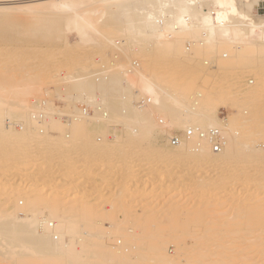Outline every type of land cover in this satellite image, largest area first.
I'll use <instances>...</instances> for the list:
<instances>
[{
    "label": "bare ground",
    "instance_id": "bare-ground-1",
    "mask_svg": "<svg viewBox=\"0 0 264 264\" xmlns=\"http://www.w3.org/2000/svg\"><path fill=\"white\" fill-rule=\"evenodd\" d=\"M11 2L0 9L36 10L47 4L48 11L36 20L62 26L69 46L94 45L130 56L113 69L77 65L49 76L46 83L71 106L70 123L51 101L29 96L43 85L39 74L46 55L41 51L28 62L36 74L9 77L10 84L2 87L7 97L0 95V264H264L259 210L264 205V150L259 147L264 109L239 106H264V14L253 12L260 0ZM153 59L160 62L150 67ZM197 59L228 70L259 67L255 75L260 77L239 91L230 77L201 71V78L198 72L189 76V64ZM16 63L7 59L3 69ZM176 70L182 71L176 75ZM48 89L41 87L44 93ZM225 101H232V111L223 118L219 105ZM176 129L182 135L172 146ZM159 137L167 143L159 145ZM83 149L89 157L109 152L119 162L122 180L112 183L104 174L110 165L88 173L90 159L79 158ZM79 165H85V174ZM215 169L220 171L211 187L217 191L205 196L207 204L185 209L176 202L163 213L151 206L139 212L127 202L130 181L138 197L154 194L155 187L184 186L178 191L182 195L190 188L206 191L211 184L206 176ZM34 174L38 180L28 181ZM47 180L54 181L40 188ZM86 182L95 193L115 190L116 197L107 192L102 199L112 198L110 207L99 208L100 196L80 193ZM204 205L213 215L204 216ZM231 211L233 217L222 218ZM160 217H167L168 229L164 222L159 226Z\"/></svg>",
    "mask_w": 264,
    "mask_h": 264
},
{
    "label": "rangeland",
    "instance_id": "rangeland-1",
    "mask_svg": "<svg viewBox=\"0 0 264 264\" xmlns=\"http://www.w3.org/2000/svg\"><path fill=\"white\" fill-rule=\"evenodd\" d=\"M11 1H22V0H0V6H4V5H11ZM42 4V2H39ZM24 5H28L30 3H23ZM42 5H45L44 7H41ZM39 8H34L36 10H23V9H14V10H21V11H3L0 9V95L4 96L5 98L7 97L5 93L2 92V87H6L9 83L8 78L9 77H17V78H22L23 76H32L34 74H36L37 72H33L32 69L33 67L32 64H28L30 60V57H32L34 55V51H41V53H44L45 56V62L42 64V67L40 68L42 70V74H39V76L41 77V80L43 81V85H39V87L36 88H32L29 92V96H31V98L33 100H35L36 98H44L47 99L49 101H51V103L55 106V108H59L62 112V115L67 119V121L70 123L73 121V114L68 112L71 109V106L68 102H66L65 100H63L62 98H60L57 94V91L55 90V86L54 85H49L47 82V80L49 79V76L53 74V72H59V73H64L67 72L68 70L71 69V67H76L77 65H85L88 66L90 68H94L97 70H101V69H106V68H111L113 69V66L116 63H121V62H125L128 58H129V54L126 53H122L119 51H113L112 49L109 50L110 48L105 49H100V48H96L94 47V45L92 46H84L82 48H76L75 46H69L67 44L66 41V35L63 32V28L62 26H56L52 25L48 22H40L39 20H36V17L38 14H40L42 11H44L43 13H46L49 9L48 5L43 3ZM4 10H11V9H4ZM46 11V12H45ZM254 13H263L264 14V0H260L259 4H257L254 9H253ZM35 18V19H34ZM71 41H75V37L70 36ZM16 48L18 50H16ZM72 51V54H70L68 56V53ZM7 59H14V61H16V65L13 68H8V69H3V65L5 63V60ZM29 59V60H27ZM134 59V57H133ZM139 60V59H138ZM140 61V60H139ZM152 62V66L150 67H154V65H157V62H160L158 59H153L151 60ZM172 66V65H171ZM257 69L260 70L259 67H257ZM255 69L253 72L252 70L248 71L246 69H223L222 66H214L212 65V63L210 61L206 62L203 61L201 59H197L194 62H191L189 64V71L187 73L189 76L192 73H196L198 72L200 74V78L202 76V74L200 73V71L206 72L209 75H213V77H216L217 79H224V78H231L232 82L234 81V79H236L233 84L236 85H232L233 88H238L239 91H241L242 89L246 88V85L248 83V80H255V83L257 82V79L260 77V75H255L256 72H260L259 70ZM179 70V69H178ZM176 70L175 73H177L176 75H179L180 71ZM246 70V71H245ZM240 71V72H239ZM243 71V72H242ZM184 72V69H183ZM235 72V73H234ZM179 73V74H178ZM182 74V72H181ZM238 77H237V75ZM185 75V74H184ZM235 75V77H234ZM186 76V75H185ZM184 76V77H185ZM234 77V78H233ZM187 78V77H186ZM229 78V79H230ZM231 82V83H232ZM249 85V84H247ZM251 85V84H250ZM47 87L49 86L48 92L44 93L43 90H41V87ZM242 96V95H241ZM232 101H225L220 103L219 105V114L221 117L226 118V116L228 115V113L231 110L230 108V104ZM239 106L243 107V106H249L251 105V107H248L250 112L263 108L264 106L261 107L260 104L258 102L256 103H249L247 102V104L245 105V103H240L239 102ZM264 105V102L262 103ZM69 113V114H68ZM89 113L94 114V110L91 111V109H89ZM20 128V127H17ZM117 133H120V127L117 126ZM112 131V134L115 133ZM175 135H173V139L172 140H177L178 137H180L182 135V131L180 129H176L174 131ZM53 134L57 135V132H54ZM157 143L159 145H164L165 143H167V140L165 139V137H159V139L157 140ZM34 145H32L31 147H34L33 149H36V143H32ZM172 146H175V142L174 143H169ZM114 145L111 144L110 149L113 148ZM259 147L262 148L264 150V139H259ZM48 151L51 150V148L47 147ZM55 152V151H54ZM53 151H49V154H54ZM88 150L87 149H83L82 152H80V154H82L81 156H79V158H83V157H87V159H90V166L88 168V170H90L88 173H95L97 172L99 169H101V167L103 166V164L105 165H110V171L109 172H105L104 174H108V177L111 179L112 183L114 182H119V180H122V176H118L119 174L117 173V170L119 168V162H117L115 159L112 160L111 155L109 154V152L103 154L102 156H93V157H89V153L87 154ZM42 154H39V156ZM126 162H129L130 157H126L125 158ZM151 160V159H150ZM108 162V163H107ZM80 163V162H79ZM75 167V166H74ZM57 168V167H55ZM77 169H83L82 174H85V171L87 170V168L85 167V165H79L77 166ZM235 168L231 167L229 168V171L227 170V174L229 175V173L231 174L232 171H234ZM12 172L13 170H9V172ZM51 170H47V172H50ZM220 171L218 169H215L211 172H209L206 176L207 180L210 179V181L208 180V182H213L211 179L216 177L217 172ZM186 172V173H185ZM183 172L185 175L189 174L187 171ZM229 172V173H228ZM214 173V174H213ZM216 173V174H215ZM219 173V172H218ZM114 174V175H113ZM191 174H193L191 172ZM38 175V174H37ZM113 175V176H111ZM230 176V175H229ZM116 179V180H113ZM33 180H38V176H36V174L34 175H30L28 181H33ZM48 182H45L43 184H41L42 189H48V185L50 181H54V180H47ZM114 181V182H113ZM96 182L100 183L102 182L101 178L99 176H96ZM70 184L69 181L65 182L63 184V187H67ZM121 184V183H120ZM212 184V183H211ZM210 186H207L208 188H206V191L203 190H199L198 188H190L189 190V194H186L181 192L182 195L179 193L178 191H183L182 189H184V186L181 187L182 189L180 190H175V188L172 190V188L168 189V190H163L162 187H155L154 189H156V191L154 190V194H150L148 195V193L138 197L134 192L137 191H133V189L131 188L134 185L133 181H130L127 188V202L130 204V206L133 207L137 206V210L141 211V208L143 209H149L150 206L151 208L154 207V209H159V211L161 210V212H165L162 210H165L166 208L170 209V206L172 207V205L176 206V202L180 203L183 205V207L185 208H191V207H195V206H201L203 204H207L206 200H205V196H212L213 193L215 191H217V189L211 186H213V184ZM102 185L104 186H108V184L102 183ZM148 184H144L142 187H147ZM237 186L240 185V183L235 184ZM82 188L80 190V193H85L87 195V197H91L92 195L94 196H100L101 200L108 196L107 194H110L112 197L113 195H116L115 190H112V194H111V190H108V188L104 191H102V193H95L93 191H88V188L90 187L88 185V182H86L84 185H81ZM246 186V185H243ZM154 187V186H153ZM64 189V188H63ZM198 189V192H197ZM117 191V190H116ZM176 191V192H175ZM108 192V193H107ZM107 193V194H106ZM114 193V194H113ZM199 193V194H198ZM106 194V196H105ZM184 194V195H183ZM139 195V194H138ZM180 195V196H179ZM136 196V197H134ZM116 197V196H113ZM112 197V198H113ZM181 197V198H180ZM204 197V198H203ZM215 197V196H213ZM108 198V197H107ZM112 198H105L104 200H102L103 204H98L99 208L101 207H105L108 208L110 206L111 200ZM132 200V201H131ZM180 200V201H178ZM184 203H182L181 202ZM106 201V202H103ZM131 201V202H129ZM225 203H231L233 200L231 199V202H229V200H224ZM205 202V203H204ZM133 203V204H131ZM177 203V205H178ZM232 203H236V201L232 202ZM153 205V206H152ZM181 205V206H182ZM194 205V206H193ZM167 206V207H166ZM173 206V207H174ZM189 206V207H188ZM207 205H204V216H208V215H213V210H211V207L207 208ZM182 207V208H183ZM136 208L134 209L136 211ZM185 208V209H186ZM146 210V211H147ZM259 210H261V213H264V205H261V207L259 208ZM139 211V212H140ZM207 211V212H206ZM210 211V212H209ZM160 212V213H161ZM167 212V210H166ZM233 211L228 212L226 214H221V216H223L222 218L225 217V219H228L230 217H233ZM159 213V215H160ZM162 214V213H161ZM233 215V216H231ZM245 214H240L239 216H244ZM219 216V217H221ZM162 217V216H161ZM160 217V221L159 218L157 221H159L161 226L162 224H166L167 223V217L165 218V220H162ZM164 219V216H163ZM162 220V222H161ZM222 221H225L224 219ZM164 222V223H163ZM104 225H109V222L103 221L102 222ZM164 226L163 229H168L167 224L166 225H162V227ZM189 244V242L187 243V245ZM169 250L168 252L171 253L172 255H175L176 251H175V246L174 245H169Z\"/></svg>",
    "mask_w": 264,
    "mask_h": 264
},
{
    "label": "built area",
    "instance_id": "built-area-1",
    "mask_svg": "<svg viewBox=\"0 0 264 264\" xmlns=\"http://www.w3.org/2000/svg\"><path fill=\"white\" fill-rule=\"evenodd\" d=\"M216 133V132H213V134ZM173 142H177V140H174Z\"/></svg>",
    "mask_w": 264,
    "mask_h": 264
}]
</instances>
